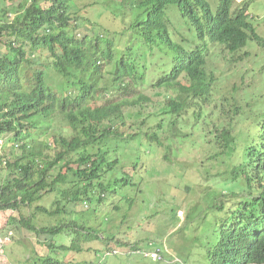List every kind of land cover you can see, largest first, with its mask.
<instances>
[{
	"label": "trees",
	"instance_id": "obj_1",
	"mask_svg": "<svg viewBox=\"0 0 264 264\" xmlns=\"http://www.w3.org/2000/svg\"><path fill=\"white\" fill-rule=\"evenodd\" d=\"M235 1L219 0L212 13L204 0H32L11 25L0 27V39L3 34L12 39L5 42L9 55L0 57V137L11 135L22 151L6 170L0 168V212L22 217H10L7 225L54 234L63 231L64 221L89 236L85 219L73 208L102 203L109 187H133L134 166L123 163L133 155V144L146 140L161 150L172 127L180 125L200 130L214 150L208 160L227 156L230 170L204 193L200 233L188 235L193 247L176 253L173 264H264V92L218 99L216 67L208 69L227 57L244 63L251 56L240 52L256 44L261 53L255 72L264 80V40L250 23L248 2L235 8ZM96 6L117 21L116 32H92L101 25L86 14L98 15ZM26 48L46 56L29 59ZM42 58L71 94L46 85ZM130 86L164 89L173 97L158 115H127L133 123L112 100L93 109L100 91L115 97ZM54 118L67 124L70 138L53 134L48 142L34 140L36 133L46 136L41 125ZM25 215H41L47 227L37 229ZM75 216L82 218L79 226L70 221ZM32 252L18 264H39Z\"/></svg>",
	"mask_w": 264,
	"mask_h": 264
},
{
	"label": "rangeland",
	"instance_id": "obj_2",
	"mask_svg": "<svg viewBox=\"0 0 264 264\" xmlns=\"http://www.w3.org/2000/svg\"><path fill=\"white\" fill-rule=\"evenodd\" d=\"M84 1L89 4L94 0ZM204 1L209 4L212 13L217 11L219 0ZM254 1L257 2L252 6V10L256 16L260 14L262 17L255 24L264 36L262 21L264 0ZM24 2L25 0H0V19L3 20V14L6 12L16 14L18 7ZM96 7L99 9L98 15L97 11L90 13V8L86 9L89 11L86 16L88 15L92 21L97 19L101 25L95 30L90 28L92 32L102 33L101 29H109L111 34L113 31L116 32L117 21H114L107 11L99 6ZM87 25L88 23L85 26ZM4 42L6 38L1 39L0 51H4ZM253 52L259 54L260 49L253 48ZM39 56L45 57L46 54H37V57ZM40 61L46 63L44 59ZM215 66L220 77L218 83H223L221 93L236 91L241 95L258 96L264 92V81L255 72V59L246 61L233 69H230L225 60H220L217 63H210L209 69ZM54 74L59 77L56 73ZM49 75L50 81L54 82L56 79L53 72H49ZM182 83L187 85L184 80ZM23 84L27 87L24 81ZM58 90L64 93L66 88L59 86ZM142 96L144 100L139 101ZM172 97V93L164 89H147L135 91L123 97V101L117 99L116 102L129 104L123 108V114L126 117L140 113L139 119H144L160 114ZM107 99L101 93V102ZM125 121L133 123L135 119L126 118ZM42 126L48 129L46 136L38 133L34 135V140L48 142L53 134H60L66 138H70L72 134L67 124L60 118H54L51 126L49 122L44 121ZM127 132L132 131L128 129ZM189 133L190 131L182 133L181 130L175 129L168 136L170 139L165 142L163 149L158 151L146 140L133 144L136 146L133 155L123 162L126 167L134 166L133 187H109L110 191L102 203L99 204L93 200L91 206L73 208V211L78 212L85 219V225L90 229L89 236L87 232L84 235L76 233L73 227L63 221L66 226L61 233L46 237L55 245V247H48L47 253L42 250L43 248L41 249L35 234L20 228L18 223L14 226L6 225L8 217L13 214L9 215L8 212L1 211L0 231L11 232L13 236L3 249L0 245V264H18L26 261L33 250L41 255H47L50 263L54 264L63 262V259L68 264H164L145 257L146 253L157 252V249L165 251L164 257L167 262L165 264H173L177 259L176 253L183 255L187 249L193 247L187 239L188 235L191 239L200 233L197 223L202 217L200 213L206 206L203 200L204 193H207L210 188H216L209 186L223 181L226 178L225 171L230 170L227 168L229 157L222 156L214 161L208 160L214 150L200 138L199 133L183 137ZM175 135L179 138H174ZM221 150L223 149L218 152ZM0 153L9 162L21 156L19 149L6 147L5 144L0 149ZM222 160L225 161L224 164ZM39 205L47 207L46 202H40ZM114 206L116 209H113ZM15 216L16 221L22 218L17 213ZM37 217L29 219L25 215L24 219L31 220V224L46 225V220L42 216L37 215ZM75 220L78 226L82 222L80 216L70 219V221ZM191 221H193V228L190 226ZM96 235L99 239H96ZM59 244L66 247L73 245V249L60 252L56 247ZM124 245L130 248H124ZM79 249L83 250L79 251Z\"/></svg>",
	"mask_w": 264,
	"mask_h": 264
},
{
	"label": "clouds",
	"instance_id": "obj_3",
	"mask_svg": "<svg viewBox=\"0 0 264 264\" xmlns=\"http://www.w3.org/2000/svg\"><path fill=\"white\" fill-rule=\"evenodd\" d=\"M32 0H25V2H24V4L22 5V6H19L18 7V9H17V12H16V14H11V13H8V12H6V13H4L3 14V20H1L0 19V27L2 28L4 25H11L12 23H13V21L15 20V18H16V16L17 15H21L23 12H24V10L26 9V8H28L31 4H32V2H31ZM238 0H236L235 1V8L238 6V5H240L243 1H247L248 2V4H247V7H248V16H249V18H250V23L253 25V27H254V29H255V31H256V34L260 37V39L261 40H264V36L260 33V30H259V28H258V26L255 24L258 20H261V15L260 14H258V16H256L255 15V13H254V11L252 10V6L257 2V1H254L253 2V0H242L240 3H238L237 2ZM260 1V0H259ZM208 4V3H207ZM209 5V4H208ZM255 19V20H254ZM262 21L264 22V16H263V19H262ZM4 36H2V39L3 38H6V42H9V39H11V38H9L6 34H3ZM12 40V39H11ZM0 43H1V39H0ZM253 48H258V49H260L256 44H250V45H248L244 50H242L241 52H240V54H243V53H245V52H247V53H249V56H251L248 60H246V61H250L251 59H255V65H256V63H257V59L255 58V56L256 55H260V53H261V50H260V53L259 54H256V53H254L253 52ZM27 50H29V48H26V52H27ZM8 52H9V49H8V47H7V45L5 44V42H4V51H0V57H2V55H6V54H8ZM9 55V54H8ZM27 57L29 58V59H37L38 57H37V54H35V55H33L32 54V52L31 51H29V52H27ZM42 59H44V58H42ZM45 61H46V63H43L42 61V63H43V65L45 66V68L47 69V79H46V85L50 88V89H52L53 91H55V92H59V90H58V87L59 86H64L65 88H66V90L64 91V93H62L63 95H68V94H71V90L69 89V85H67L66 83H65V81L63 80V78L62 77H58V76H55V74H54V72H53V70L51 69V68H48L49 67V62L46 60V59H44ZM226 63H227V65L230 67V69H233V68H236L238 65H242L243 63H240V64H233L232 62H230V60L228 59V57L226 58ZM245 61V62H246ZM219 62V61H218ZM244 62V63H245ZM216 67V66H215ZM256 68H257V66H256ZM208 69H209V65H208ZM211 69H213V68H211ZM217 67H216V72H215V74L217 73ZM256 70V69H255ZM53 72V76L55 77V81L54 82H51L50 81V75H49V72ZM257 74V73H256ZM217 75V77H218V80H219V75L218 74H216ZM258 75V74H257ZM259 76V75H258ZM261 77V76H260ZM263 79V78H262ZM183 81V80H182ZM181 81V82H182ZM185 81V80H184ZM264 81V80H263ZM224 82V81H223ZM183 84V83H182ZM222 84L223 83H221L220 85H219V94H217L216 95V98H218V99H222V98H226V97H231V96H234V97H238V98H242L243 96L244 97H255V96H257V95H255V96H249V95H241V94H238L236 91H233V92H226V93H221V86H222ZM184 85V84H183ZM186 86H188V83H187V85ZM147 89H149V88H144V89H141V88H133V87H131L130 86V88H128L126 91H123L122 93H120V95H117V96H115V97H112V93H111V91L110 90H108L107 92L108 93H104V91H100V94H99V98H100V102H97V104L96 105H94L93 106V109L94 108H100V107H108V105H105V103H106V101L107 100H112V102L114 103V104H119V105H122V109L123 108H125V107H127L129 104L128 103H117L116 102V100L117 99H119L120 101H123V97H126V96H128V95H130V94H132L133 92H135V91H144V90H147ZM165 91H167V90H165ZM167 92H170V91H167ZM101 93H103L104 94V96L106 97V98H108L105 102H101ZM121 94H124V95H122L121 96ZM144 99V97L142 96V100ZM142 100H140L139 99V101H142ZM123 115V114H122ZM125 115H123V117L122 118H124L125 119ZM121 120V119H120ZM53 123H50V126L52 125ZM42 126V125H41ZM41 128H43V130H45L44 131V133L46 134L47 133V130L48 129H46L44 126H42ZM175 129H179V130H181V132L183 133V132H185V131H190V133L189 134H186L185 136H183V137H188L189 135H192L193 134V132L192 131H194L195 133H199L200 134V137H202L203 136V134L201 133V131L200 130H191L190 128H188V127H185V126H182V127H180V125L179 126H173L172 127V129H171V133H173V131L175 130ZM39 133H41V132H39ZM132 133V132H131ZM194 133V134H195ZM36 134H38V133H36ZM174 138H179V136H177V135H175V137ZM6 141H8L7 142V144H6ZM167 142V141H166ZM4 144H5V146L6 147H8V146H11L12 148H15V149H19V151L21 152V155H22V151L20 150V148H19V144L18 143H16V141H14V138H12V136L11 135H3L2 137H0V149H2V147L4 146ZM165 144V143H164ZM19 158H21V156L19 157ZM19 158H15V159H12L10 162L8 161V159L7 158H5V156L3 155V154H1L0 153V168H3V169H5V167H7V163H13L14 161H16V160H18ZM6 170V169H5ZM7 170H8V168H7ZM228 170H226L225 171V173L224 174H226V173H228L227 172ZM131 175H133V171L131 172ZM225 180V179H224ZM39 203L40 202H38V203H36V206H40L39 205ZM46 203H49V202H46ZM44 207V206H43ZM84 207H86V205H84ZM8 213H9V215L10 214H13V215H10L9 217H8V219H7V221L9 220V218L10 217H15L16 218V216H15V213H13V212H11V211H7ZM17 214H19V213H17ZM22 214V213H21ZM41 216V215H40ZM39 217V216H38ZM37 216H36V218H38ZM35 218V219H36ZM39 218H41V217H39ZM42 219V218H41ZM31 221V220H30ZM30 221H29V224L30 225H33V226H35L37 229H41L42 227H47L46 225H44V226H39L38 224H31L30 223ZM65 223H68V222H65ZM6 225H7V222H6ZM20 228H22V229H24L23 227H20ZM25 230V229H24ZM27 231V230H26ZM1 232V231H0ZM8 231H6V232H1L0 233V245H1V248L3 249V247H5L10 241H11V239H12V233L11 232H9V233H7ZM29 232V231H28ZM31 233H33V234H35L37 237H38V243H39V245H40V247H41V249L42 250H45L47 253H48V251H49V249H48V247H55V245L51 242V241H49L46 237L48 236V235H55V234H58V233H54V234H49V233H43V232H37V233H34V232H31ZM116 246H118V244H115ZM56 247H58V249H59V251L60 252H62V251H68V250H72L73 248L72 247H66V246H64V245H61V244H59L58 246H56ZM119 247H121V246H119ZM124 248H130V247H128V246H126V245H124ZM162 251L164 252V254H165V251L162 249ZM37 253V252H36ZM38 255H39V261H38V263L39 264H54V263H50V258L47 256V255H41V254H39V253H37ZM164 254L159 250V249H157V252H149V253H146L145 254V257L146 258H150L151 260H153V261H157V262H159V263H167L166 262V258L164 257ZM63 262H61V263H56V264H68L67 262H66V260L65 259H63L62 260ZM177 261V259H175V261L174 262H176Z\"/></svg>",
	"mask_w": 264,
	"mask_h": 264
}]
</instances>
